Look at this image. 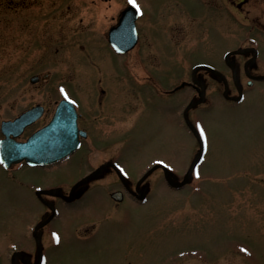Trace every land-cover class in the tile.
<instances>
[{"label": "rangeland", "instance_id": "374dc122", "mask_svg": "<svg viewBox=\"0 0 264 264\" xmlns=\"http://www.w3.org/2000/svg\"><path fill=\"white\" fill-rule=\"evenodd\" d=\"M165 2L136 0L142 12L136 26L144 40L139 54L130 56L117 54L106 37L128 0H10L0 9V120L32 104L49 105L60 85L77 101L103 90L107 113L92 135L100 142L103 136L119 141L106 156L119 152L126 177L142 178L154 159H163L178 184L194 168L179 191L170 190L155 170L143 187L146 205L126 204L122 212L103 194L121 187L119 176L111 170L96 177L98 183L81 190L99 189L98 198L91 193L79 205L57 208L60 218L47 220V231L59 229L62 241L53 235L42 242L43 264H173L179 255L180 264H264V84L241 105L226 100V93L234 97L230 86L221 91L210 75H229L223 53L248 28L222 12H205L201 0H179L184 6L167 16ZM195 3L197 18L189 13ZM171 16L177 17L168 22ZM259 22L264 24V13ZM47 73L49 80L30 83ZM199 138L204 146L206 138L204 152ZM78 161L70 159L69 169L56 173L60 177L43 169L33 170L34 177L24 172L41 196L27 209L14 211L28 187L0 182V243L21 244L17 264L35 251L31 229L50 214L45 202L51 199L42 192L64 177L70 190L82 178L73 169ZM84 224L101 230L89 242L77 238Z\"/></svg>", "mask_w": 264, "mask_h": 264}, {"label": "flooded vegetation", "instance_id": "af4514ba", "mask_svg": "<svg viewBox=\"0 0 264 264\" xmlns=\"http://www.w3.org/2000/svg\"><path fill=\"white\" fill-rule=\"evenodd\" d=\"M203 1L202 5L205 8V12H222L226 15L228 20L231 19V21H233L235 24L238 23L239 27L248 28V32H246L244 29V32L239 35L236 46L231 48L232 51H228L226 55L227 57H225L223 66L224 70L227 71L229 75L223 76L219 73H210L214 81L221 85V91H223V86H230L229 90L231 88L230 91L234 92L235 89L237 91L238 97L243 95L245 97L247 96L248 98V95L250 94L249 90L257 91L258 86L260 84H264V35L261 34V32H264V24L259 22L260 15L264 13V0H216L219 2L218 5L214 4L213 2H211V4L204 3ZM9 2L10 0H1L0 9L5 4L9 5ZM180 6L183 7L184 5H182L179 0H167V2H165L163 5V9L168 16L174 13L173 10ZM170 11H172V13ZM189 13L190 15L192 14L197 18L199 13L196 3L190 6ZM120 14L118 17H116L117 21L120 17ZM174 17L175 16H171L168 22H171L172 20L175 21L177 16L175 18ZM166 31L168 34V28ZM139 36H142V39L144 40L143 34L139 33ZM171 45L175 46L173 43ZM107 97L109 96L106 93H101L97 98L94 97V99L90 101H77L73 97L78 113L77 125L79 128L78 138L80 141V147L69 158L47 167H31L26 162H22L20 164L12 165L9 168H5L0 164V182H6L11 185H15V187H28L29 189L27 191L26 199L21 200L18 197L16 198V206L14 211L21 209V207L27 209L29 206H32L37 202L38 197H41L37 191L38 188L36 185L34 186V180L32 181V179H30L29 185L27 184L26 176L22 175L24 172L29 174V177H34L35 173L33 170L43 169L47 175H50V177H60L56 173L63 167L69 169V160L77 158L79 161L76 163L73 169L76 172V177H86L83 180L84 182L82 181V188L85 187L86 184L90 183V181L98 183L101 179L98 180L96 177H103V175H106V173L109 174V171L113 170V163L119 158L118 152L111 154V157L109 158H107L106 155L110 154V151L115 148L119 141L117 142L114 139L112 140L111 137L103 136V141L100 142L92 135V130H97V127L100 126L102 120L105 118V115L102 113H107L106 110H102L103 107L108 106L106 104ZM65 98L66 97L59 94L49 102V105L45 106L41 104L45 110L43 116L36 123L27 127L19 140L25 141L38 129L51 124L59 103ZM89 102L91 104H88ZM37 105L38 104H32L23 108L16 116L12 118L1 119L0 140L3 138V135L1 134V124L3 122L13 121L23 112L28 111ZM62 122L64 121L62 120ZM157 169V166L152 167L142 177H150V175ZM118 180L121 184V187L112 191H103V194L105 201L108 200L114 208H121V212L125 211L126 204L128 205L137 203L141 205L142 200L148 196L147 191L143 188L146 179L142 178L140 180L138 179L134 181L123 180L121 177H118ZM52 183L53 186L51 189H47L46 191L42 192L47 198L51 199V201L45 202V206L50 210V214L42 215L40 217V223L35 221V226L31 229L33 238L30 240L32 245L35 246V251H32L30 254L24 253L23 255L25 257L22 258L20 264H32L37 260L39 261V259L42 257V254L38 252V247L42 245V242L48 243L50 237H52L53 234L58 235L59 239L62 241V234L61 231H58L59 229H57L55 233H51L47 231L46 228L48 226L47 220H55V218H60L62 216L61 212L59 209L57 210V208L64 207L68 209L72 205H79L86 197L90 198L92 195L91 193L95 194V198H98L100 194L98 192L99 189L95 191H89L87 189L81 190V188L72 191L71 193V190L67 189L70 186V180L65 177L57 178L55 181H52ZM75 184L76 183H73L72 187ZM115 192H122L123 200L121 202H116L114 199H112V194ZM83 226H79L78 230L76 231L77 238L83 242L91 241L94 235L98 231H101L96 227L95 224H84ZM0 246H3L0 248V264H17L16 257L22 256V254L18 252L21 250V244L17 241H14L12 243H8L6 246L7 248L4 246V243H0ZM37 252L38 255H36L35 259L33 254ZM175 261L176 262L173 264H180L178 263L180 262L179 260Z\"/></svg>", "mask_w": 264, "mask_h": 264}, {"label": "water", "instance_id": "95a60500", "mask_svg": "<svg viewBox=\"0 0 264 264\" xmlns=\"http://www.w3.org/2000/svg\"><path fill=\"white\" fill-rule=\"evenodd\" d=\"M136 19L137 16L133 9H128L123 13L119 26L111 30L109 35L110 43L119 53H127L135 47L137 43ZM33 81H36V79ZM62 113L72 120L67 131L68 137L64 139L68 146L66 145L63 150L58 146L55 138L57 133L53 126H48L35 133L26 143H19L10 138L11 136L15 138L19 135L13 131L15 127H20L23 130L25 126L37 120L41 114V109L30 111L13 123L4 124L3 133L6 136V140L0 146V158L3 163L10 165L26 160L33 165H46L60 157L71 154L76 149V113L74 107L68 102L61 103L57 116ZM26 119H29V121L24 122Z\"/></svg>", "mask_w": 264, "mask_h": 264}, {"label": "snow or ice", "instance_id": "6c2138e0", "mask_svg": "<svg viewBox=\"0 0 264 264\" xmlns=\"http://www.w3.org/2000/svg\"><path fill=\"white\" fill-rule=\"evenodd\" d=\"M128 3L136 9L137 12H140V6L136 3V0H128ZM142 14V13H141ZM197 128L199 129V132H200V135L201 137H204V130L201 126L197 125ZM207 147V141H206V138H205V148ZM158 163H161L158 161ZM117 167L119 168V165H117ZM164 167H168V165H164ZM121 172H123V169H120ZM198 175V173H197ZM57 242H59V238L57 237Z\"/></svg>", "mask_w": 264, "mask_h": 264}, {"label": "bare ground", "instance_id": "6f19581e", "mask_svg": "<svg viewBox=\"0 0 264 264\" xmlns=\"http://www.w3.org/2000/svg\"><path fill=\"white\" fill-rule=\"evenodd\" d=\"M111 14H113V12H111ZM116 14H118V12H117ZM116 14H115V15H116ZM106 15H109V13H106Z\"/></svg>", "mask_w": 264, "mask_h": 264}]
</instances>
